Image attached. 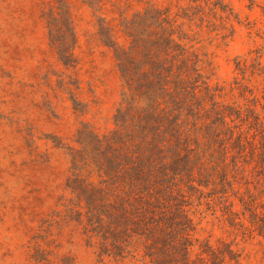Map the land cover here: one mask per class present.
<instances>
[{
  "label": "rangeland",
  "instance_id": "rangeland-1",
  "mask_svg": "<svg viewBox=\"0 0 264 264\" xmlns=\"http://www.w3.org/2000/svg\"><path fill=\"white\" fill-rule=\"evenodd\" d=\"M153 11L188 31L211 86L229 88L239 70L260 83L264 0H0V264H264V239L225 220L232 194L177 182L186 232L167 222V207L120 230L107 215L121 187L103 186L75 157L83 126L113 131L114 48Z\"/></svg>",
  "mask_w": 264,
  "mask_h": 264
},
{
  "label": "trees",
  "instance_id": "trees-1",
  "mask_svg": "<svg viewBox=\"0 0 264 264\" xmlns=\"http://www.w3.org/2000/svg\"><path fill=\"white\" fill-rule=\"evenodd\" d=\"M144 17L143 30L128 25V47L114 48L122 92L113 131L100 137L83 126L76 141L82 167L102 176L103 186L121 187L107 220L124 230L167 207L169 224H190L173 188L181 182L199 195L232 194L226 222L264 239V76L250 87L239 70L229 88L213 87L182 24L158 11Z\"/></svg>",
  "mask_w": 264,
  "mask_h": 264
}]
</instances>
